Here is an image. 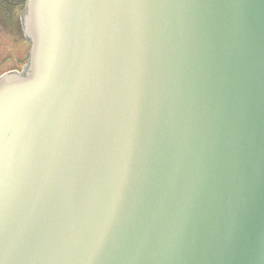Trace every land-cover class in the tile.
<instances>
[{"label": "water", "instance_id": "1", "mask_svg": "<svg viewBox=\"0 0 264 264\" xmlns=\"http://www.w3.org/2000/svg\"><path fill=\"white\" fill-rule=\"evenodd\" d=\"M0 75V264H264V0H26Z\"/></svg>", "mask_w": 264, "mask_h": 264}, {"label": "rangeland", "instance_id": "2", "mask_svg": "<svg viewBox=\"0 0 264 264\" xmlns=\"http://www.w3.org/2000/svg\"><path fill=\"white\" fill-rule=\"evenodd\" d=\"M29 50L30 43L25 37L11 27L0 26V75L21 69L27 62Z\"/></svg>", "mask_w": 264, "mask_h": 264}, {"label": "trees", "instance_id": "3", "mask_svg": "<svg viewBox=\"0 0 264 264\" xmlns=\"http://www.w3.org/2000/svg\"><path fill=\"white\" fill-rule=\"evenodd\" d=\"M26 0H0V26L13 28L18 34L24 36L21 25V11Z\"/></svg>", "mask_w": 264, "mask_h": 264}]
</instances>
